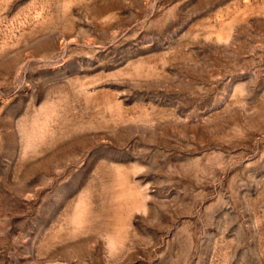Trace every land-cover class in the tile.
Segmentation results:
<instances>
[{"label":"rangeland","instance_id":"374dc122","mask_svg":"<svg viewBox=\"0 0 264 264\" xmlns=\"http://www.w3.org/2000/svg\"><path fill=\"white\" fill-rule=\"evenodd\" d=\"M0 264H264V0H0Z\"/></svg>","mask_w":264,"mask_h":264}]
</instances>
